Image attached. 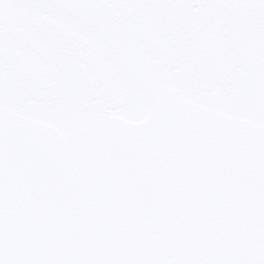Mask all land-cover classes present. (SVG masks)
<instances>
[{
	"label": "snow or ice",
	"instance_id": "6c2138e0",
	"mask_svg": "<svg viewBox=\"0 0 264 264\" xmlns=\"http://www.w3.org/2000/svg\"><path fill=\"white\" fill-rule=\"evenodd\" d=\"M0 264H264V0H0Z\"/></svg>",
	"mask_w": 264,
	"mask_h": 264
}]
</instances>
